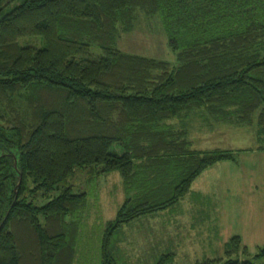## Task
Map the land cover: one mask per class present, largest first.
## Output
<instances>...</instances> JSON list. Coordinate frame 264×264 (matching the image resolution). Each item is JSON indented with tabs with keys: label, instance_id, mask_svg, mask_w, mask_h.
Wrapping results in <instances>:
<instances>
[{
	"label": "trees",
	"instance_id": "1",
	"mask_svg": "<svg viewBox=\"0 0 264 264\" xmlns=\"http://www.w3.org/2000/svg\"><path fill=\"white\" fill-rule=\"evenodd\" d=\"M6 1L0 122L8 127L0 126V145L17 148L21 175L12 155L0 158V206L9 208L0 264H24L15 228L21 222L33 230L37 264H74L79 224L66 218L84 208L85 193L66 186L41 206L21 196L52 191L78 170L99 166L118 171L131 192L102 243L101 263L120 264L112 253L119 228L174 206L205 170L234 159L225 150L191 149L187 132L168 120L205 110L246 122L259 112L264 131V0H21L5 11ZM138 10L162 17L179 66L116 47ZM24 37H41L43 45H22ZM16 179L17 201L9 204L7 182ZM246 249L233 238L225 258L196 264H238L234 256ZM260 252L256 257H264V247Z\"/></svg>",
	"mask_w": 264,
	"mask_h": 264
},
{
	"label": "rangeland",
	"instance_id": "2",
	"mask_svg": "<svg viewBox=\"0 0 264 264\" xmlns=\"http://www.w3.org/2000/svg\"><path fill=\"white\" fill-rule=\"evenodd\" d=\"M8 1L9 3H7ZM20 1L21 0H7L5 11H9ZM20 42L22 45L37 47L43 45L41 37H24ZM116 47L125 53L168 62L173 67L180 65L177 53L170 47L169 36L162 21V17L160 15H148L143 10H138L136 12V19L131 30H120ZM92 51L97 55L101 53V49L95 45L92 46ZM258 115L259 112L256 113L251 120L246 122H229L217 119V117L205 110H196L190 113V115H185L181 118H172L167 121V124H170L176 131L180 130L187 132V139L191 142V149L202 152L225 150L232 153L234 159L223 161H234L238 158L240 162L243 156L250 158L254 156H264V131L260 129L257 119ZM5 120L6 119L0 122V126L3 125L8 127ZM6 132L7 130L5 133ZM8 154L12 155L14 158V169L17 173H20L16 174L18 178V176L21 175L20 153L16 147H9L3 143V145H0V158ZM227 165L228 166H222V168H218L214 172L209 173L205 182L206 188L212 193L208 198L211 204H216L218 200V208L225 205L231 206L233 203L236 204L240 198H243L245 202H247L248 199L251 200V193L248 195L246 189L248 183L254 182V179L249 178L247 179L248 182L244 180V183L238 181V176L235 175L234 171H239L240 166H238L237 163L234 165L232 162H227ZM211 167L207 170L211 169ZM231 176H234V178L231 179ZM221 181L228 184L230 188L237 190L239 198L233 197V195L226 196L227 194L224 192L221 193L219 189L222 188ZM15 183L16 185L11 180L7 182L6 196L9 204L13 203L14 200L17 201L18 186L21 184V179H16ZM235 185L237 187H235ZM66 186H71L75 192L85 193L86 196L84 208H82L77 215H68L66 218L68 222L74 220L79 224L80 232L76 244L74 264H102V243L107 225L110 221L116 219L119 209L131 195V192H127L123 178L118 171L109 173L103 172V169L99 166L97 170H78L71 179L61 182L52 191H37L33 193L30 190L26 191L25 194H22L21 200H24V198L27 200H34L33 202L35 204L41 206L49 199L58 195ZM29 187H34L30 180L28 182V188ZM260 190H264V185ZM188 194L174 205L182 206L183 209L173 210L172 207L174 206H171L165 209L166 211L162 210L165 212L160 211L161 213L157 212L158 214L155 213L152 216L138 218L125 224L114 233L112 253L120 264H157L160 258L158 255L160 250L159 240L165 238V243H167V241L173 240L172 237L174 236H178V239L175 240L181 244L178 245L177 248L175 247L177 252L174 257L172 255L163 256L166 264H196L198 262H205L209 259H216L219 257L225 258L224 253V255L219 257L202 260L204 258L202 256H205L208 248H212L210 246L211 244L199 241H194L195 243H193L190 240H185L186 235L189 233V224L187 222L190 217L184 214V211L190 204L199 205L200 201L198 202L197 200L201 197H206H199V195L195 193L192 195V201L191 199H188V201L186 200ZM212 201L214 203H212ZM8 210L9 208L3 209L0 206V228L8 217ZM215 223L216 222H213V232L215 231ZM162 224H166L163 229L160 227ZM196 226L198 227V229L195 228L197 229L196 234L198 230L205 227V225L198 224ZM15 228L20 238L23 253L25 254L24 264H37L33 255H30V249H32L35 244V236L33 235L32 228L28 225V222H21ZM202 231L204 232V229ZM234 238L241 239L238 235ZM263 247L264 246L259 247L256 254L252 253L249 249L245 251L240 250L238 255L234 256V258L239 261L238 264H242L247 260L264 264V257H256L258 253H261L260 251ZM226 249H228V246Z\"/></svg>",
	"mask_w": 264,
	"mask_h": 264
},
{
	"label": "crops",
	"instance_id": "3",
	"mask_svg": "<svg viewBox=\"0 0 264 264\" xmlns=\"http://www.w3.org/2000/svg\"><path fill=\"white\" fill-rule=\"evenodd\" d=\"M223 162L216 164L211 167V169L200 175L193 183L192 189L186 199H191L192 201V195L195 193H197L199 197H207L199 198L197 200L198 202L200 201L199 205L190 204V206H187L188 208L184 211V214H187L190 217L187 222L189 224V233L186 235L185 240H190L193 243L197 241L210 243V246L213 248H208L205 256H202L204 257L202 260L224 255L230 240L237 235L241 237L243 245L246 246L252 253L256 254L258 252V248L264 246V190H260V188L264 185V156H254L252 158L243 156L240 162L238 158L234 161ZM227 162H232L234 165L237 163L238 166H240L239 171H234L235 175L238 176V181L244 183V180L247 181L249 178L254 179V182L248 183V187L246 189L248 195L251 193V200L248 199V201L245 202L243 198H240L236 204L233 203L231 206L225 205L218 208V200L216 204H211L208 197H210L212 193L208 188H206L205 182L209 173L214 172L218 168H222V166H228ZM232 178H234V176H231V179ZM221 184L222 188H219L221 193L224 192L227 194L226 196L233 195V197L239 198L237 190L230 188L229 185L223 181H221ZM235 187L237 186L235 185ZM212 203L214 202L212 201ZM181 208L182 206L179 205L172 207L173 210H181ZM213 222H216L214 224V232ZM197 224L205 225V227L198 230V233L196 234L198 229L196 226ZM165 225L162 224L160 227L163 229ZM203 229L204 232L202 231ZM172 239L173 240L167 241V243H165V238L159 240L160 250L158 255L160 258L164 255H172L174 257L177 252L175 247L177 248V246L181 243L179 244L175 240L178 239V236H174Z\"/></svg>",
	"mask_w": 264,
	"mask_h": 264
},
{
	"label": "flooded vegetation",
	"instance_id": "4",
	"mask_svg": "<svg viewBox=\"0 0 264 264\" xmlns=\"http://www.w3.org/2000/svg\"><path fill=\"white\" fill-rule=\"evenodd\" d=\"M8 155H10V154H8Z\"/></svg>",
	"mask_w": 264,
	"mask_h": 264
}]
</instances>
